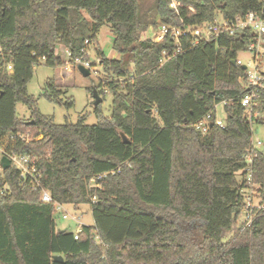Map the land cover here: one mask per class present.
I'll return each mask as SVG.
<instances>
[{
	"label": "trees",
	"instance_id": "1",
	"mask_svg": "<svg viewBox=\"0 0 264 264\" xmlns=\"http://www.w3.org/2000/svg\"><path fill=\"white\" fill-rule=\"evenodd\" d=\"M251 10L264 11V0H155L144 12L140 0H0V138L11 154L39 157L40 184L54 200L43 202L42 187L13 166L0 170V264H264V210L251 226L240 223L245 154L253 122H264V89L252 107L257 117L241 104L246 70L236 61L251 31L199 43L182 37L176 55L170 36L142 39L151 26L195 27ZM104 25L117 58L98 42ZM91 47L105 78L88 91L97 89L102 103L109 92L112 113L101 103L96 124L86 116L58 123L28 83L41 59L75 67ZM66 48L69 61L60 54ZM66 89L53 76L41 96L71 108ZM18 103L30 118L18 116ZM220 103L225 126L197 130ZM18 134L31 139L10 138ZM255 152L253 191L264 202V153ZM55 202L88 204L94 224L59 229Z\"/></svg>",
	"mask_w": 264,
	"mask_h": 264
},
{
	"label": "built area",
	"instance_id": "2",
	"mask_svg": "<svg viewBox=\"0 0 264 264\" xmlns=\"http://www.w3.org/2000/svg\"><path fill=\"white\" fill-rule=\"evenodd\" d=\"M173 5L174 7L176 6L175 2ZM153 28L155 29L153 30ZM246 30L251 31L253 37L252 40L247 44V48L243 51L249 52L251 57L248 62H244L243 59L238 56L236 61L239 65L246 66V76L245 78L241 79L240 82L243 87L248 89V92L241 99V104L250 110L251 117H257L258 113L252 112V107L256 105V100L259 97L260 90L264 89V69L259 63V58L261 57L259 50L264 47V11L258 12L251 10L245 15H238L235 18H224L219 16L213 22H207L195 27L183 24L171 25L163 23L156 27L151 26L149 30L142 35V39H151L155 42H160L164 40L165 37L170 36L177 44L176 49L173 51V55H176L182 51V37L192 35L195 37V43H199L200 41L217 40L224 36H234L237 33H241ZM167 55V52L163 51V57L160 59V64H163L167 60ZM65 56L68 59L71 56V52L67 48L65 49ZM79 64H83L90 71H95L97 68L95 65H93L92 61L87 59L78 58L76 60L75 67H77ZM9 69H12L11 65H9ZM95 73L98 74L97 71H95ZM215 108V118L212 117L211 113H208L195 124V128L201 131L203 134L208 132L213 123L220 127L225 126V121L217 116V105ZM18 137L22 140L31 139L27 134H18L10 138L16 139ZM257 144L261 145L262 142L259 141ZM255 150L256 145L253 143V147L245 154V160L248 165V173L246 176L248 186L242 189V192L245 195V208L242 214V223H244L245 226H251L257 213L261 210H264V202L261 201V199L256 196L253 191V176L251 167L253 158L256 155ZM3 156H6L10 159V167L13 166L15 169H17V171H19L20 177L24 182L29 179L34 185L36 184L42 187L40 184L41 170L38 167L39 157L31 154H11L7 150L6 139L0 138V159ZM0 170H3L1 165ZM92 181H94V179H92ZM256 199L258 202H255ZM41 200L46 203L54 202L51 193L43 187ZM93 200H95V198ZM63 205L64 204L60 202H55L56 212L63 211ZM62 218H68V214L62 213ZM75 238H78V236L76 235Z\"/></svg>",
	"mask_w": 264,
	"mask_h": 264
},
{
	"label": "rangeland",
	"instance_id": "3",
	"mask_svg": "<svg viewBox=\"0 0 264 264\" xmlns=\"http://www.w3.org/2000/svg\"><path fill=\"white\" fill-rule=\"evenodd\" d=\"M155 0H140V9L141 11H149L152 9ZM156 27V26H154ZM155 28H153L154 30ZM113 33L111 28L108 25H104L101 28L100 33L98 34V42L101 45V49L104 51L105 55L109 58H117L119 55L114 51L112 47L113 42ZM62 47V46H61ZM261 57L259 58V63L264 69V47L259 50ZM88 59L92 62H97L96 51L93 47L89 48ZM67 61L68 58L65 56V53L62 51L60 53ZM239 57L243 59L244 62H248L251 54L246 51H242L238 54ZM66 65L71 71H68L66 66L60 68H52L45 64V60L41 59L40 63L36 66L34 76L28 83V91L30 94L35 95L39 98V108L42 113L54 115L55 120L58 123H64L66 120L76 123L80 117L86 116L87 124H96L97 117L95 115V105L93 95L88 91V88L94 87L98 84V80L105 78L102 67L96 66L95 71H91L90 76H83L77 67H74L69 62ZM65 72L66 76L64 77L62 73ZM55 76L57 81L62 84L67 85L65 94L63 95L64 101H67L69 98H73L74 105L71 108H66L55 102L49 101L45 96H41L44 92V87L48 78ZM112 95L108 92L105 95V100L102 103V109L106 115H111L112 113ZM17 114L19 117L30 118V109L24 103H18L16 106ZM251 115V112H249ZM217 116L224 121L226 120V112L224 110V104L220 103L217 105ZM253 143L256 145V148L264 153V122H253L252 126ZM261 141L262 144L258 145L257 143ZM255 202H258L256 199ZM62 213H67L68 218L63 219ZM57 227L59 229H67L70 232L79 231L82 225H93L94 218L91 212V208L88 204L80 205L76 207L74 205H63V211L55 213ZM243 221V215L240 217V223ZM231 237L228 235L227 238Z\"/></svg>",
	"mask_w": 264,
	"mask_h": 264
},
{
	"label": "water",
	"instance_id": "4",
	"mask_svg": "<svg viewBox=\"0 0 264 264\" xmlns=\"http://www.w3.org/2000/svg\"><path fill=\"white\" fill-rule=\"evenodd\" d=\"M243 68L246 69V66H243ZM77 69L85 77L91 75V71L87 67H85L83 64H79L77 66ZM93 98H94V105L95 106H98L99 104L102 103V97L99 95L97 89H94V91H93ZM121 135H122V138H123L125 143H129L130 142L128 137L124 133H121ZM0 165H1L2 169H4V170L8 169L10 167V159L8 157H6V156H3L0 159ZM54 259H58V260L62 261L64 258L61 255H56V256H54Z\"/></svg>",
	"mask_w": 264,
	"mask_h": 264
}]
</instances>
